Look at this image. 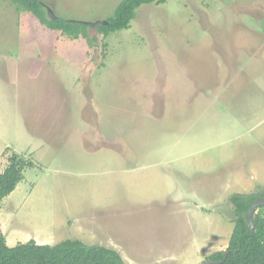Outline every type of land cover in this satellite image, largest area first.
I'll list each match as a JSON object with an SVG mask.
<instances>
[{
    "label": "rangeland",
    "instance_id": "obj_1",
    "mask_svg": "<svg viewBox=\"0 0 264 264\" xmlns=\"http://www.w3.org/2000/svg\"><path fill=\"white\" fill-rule=\"evenodd\" d=\"M41 1L92 24L122 0ZM129 23L70 39L0 0V173L25 166L7 246L200 264L227 249L231 195L264 194V0H165Z\"/></svg>",
    "mask_w": 264,
    "mask_h": 264
},
{
    "label": "trees",
    "instance_id": "obj_2",
    "mask_svg": "<svg viewBox=\"0 0 264 264\" xmlns=\"http://www.w3.org/2000/svg\"><path fill=\"white\" fill-rule=\"evenodd\" d=\"M17 10L27 11L35 16L38 23L47 29L58 31L70 39L83 38L89 42L87 30L90 24L81 21L55 17L49 19L48 9L41 0H9ZM164 4L165 0H122L106 25L95 28L103 37L110 33L127 30L134 19L135 11L144 4ZM25 166L16 154L8 158V164L0 173V204L12 193L23 179ZM261 194H233L229 201L233 207L234 226L226 251H217L207 260L221 264H264V207L257 209L253 216V230L249 231L245 212L256 197ZM228 252L227 256L224 253ZM0 264H125L113 249L99 245H86L79 240L67 239L55 245L37 244L33 239L9 247L0 228Z\"/></svg>",
    "mask_w": 264,
    "mask_h": 264
},
{
    "label": "water",
    "instance_id": "obj_3",
    "mask_svg": "<svg viewBox=\"0 0 264 264\" xmlns=\"http://www.w3.org/2000/svg\"><path fill=\"white\" fill-rule=\"evenodd\" d=\"M46 10H47V14H48L49 19H54L56 17L53 15V13L49 9H46ZM90 25L91 26L106 25V21L105 20L104 21H97V22L92 23ZM260 207H264V194H263V196L256 197L254 199V201L250 204L249 209L245 212L244 217H245L246 225H247V228L249 231L253 230V227H254L253 216L255 215L257 209H259ZM227 254H228V252H225L224 256L226 257ZM200 264H221V262L220 261L217 262V261L206 260Z\"/></svg>",
    "mask_w": 264,
    "mask_h": 264
},
{
    "label": "crops",
    "instance_id": "obj_4",
    "mask_svg": "<svg viewBox=\"0 0 264 264\" xmlns=\"http://www.w3.org/2000/svg\"><path fill=\"white\" fill-rule=\"evenodd\" d=\"M36 243H37V244H40V242H38V241H37ZM113 250H114V249H113Z\"/></svg>",
    "mask_w": 264,
    "mask_h": 264
}]
</instances>
